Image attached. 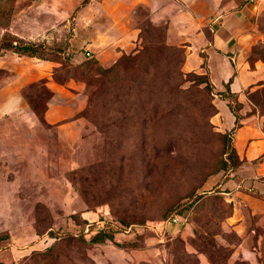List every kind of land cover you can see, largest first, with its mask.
Instances as JSON below:
<instances>
[{
  "label": "rangeland",
  "instance_id": "rangeland-1",
  "mask_svg": "<svg viewBox=\"0 0 264 264\" xmlns=\"http://www.w3.org/2000/svg\"><path fill=\"white\" fill-rule=\"evenodd\" d=\"M104 2L0 0V264H264V207L223 186L240 168L226 102L149 5L135 7L136 49L110 66L88 55ZM263 16L251 60L264 61ZM28 42L36 56L15 51ZM43 61L49 74L4 104ZM48 75L85 83L86 107L65 123L44 119ZM243 92L242 122L263 132L264 80ZM174 214L184 223L168 224Z\"/></svg>",
  "mask_w": 264,
  "mask_h": 264
},
{
  "label": "crops",
  "instance_id": "crops-1",
  "mask_svg": "<svg viewBox=\"0 0 264 264\" xmlns=\"http://www.w3.org/2000/svg\"><path fill=\"white\" fill-rule=\"evenodd\" d=\"M104 1L105 9L96 14L102 15L103 19L93 16L95 19L92 26L89 24L87 39L90 55L93 53L104 66H110L123 53L137 48L141 26L134 12L135 7L142 3L149 5L155 16L167 18L171 37L189 48L191 60L196 65L203 67L206 59L205 65L216 91L223 90L225 83L233 77L230 87L239 93V101L244 102L243 91L264 80V61L249 60L252 47L263 40L257 18L264 9V0H180L183 3L176 0ZM53 66L46 61L29 63L28 72L4 88L2 102L10 104L17 89L45 77ZM47 77L52 95L44 119L61 124L78 116L87 104L85 83L74 79L59 83L51 76ZM224 101L226 129H230L236 117ZM248 122L243 121L233 136L238 158L243 163L223 186L235 189L233 197H238L239 201H247L253 208L261 209L264 202L245 194L242 189L251 186L264 194V179H261L264 177V160L256 162L264 154V131L249 127Z\"/></svg>",
  "mask_w": 264,
  "mask_h": 264
},
{
  "label": "trees",
  "instance_id": "trees-1",
  "mask_svg": "<svg viewBox=\"0 0 264 264\" xmlns=\"http://www.w3.org/2000/svg\"><path fill=\"white\" fill-rule=\"evenodd\" d=\"M263 12H264V9L257 18V25H259V20H260L261 14ZM140 36H141V32H140ZM259 43H257V44H259ZM40 45H42V44H39L36 42H28L25 44H21L20 46H18V48L16 47L15 51H17V53L26 54L29 56H36V51H37L38 47H40ZM254 46L252 47L251 53L249 55V60L251 62L254 60H251L250 58L252 57L253 53L256 52L254 49ZM205 62H206V59H205ZM205 62L203 64V66H204V69L206 72H205V74H201L200 77L203 78V81H205L208 86H211V84H213V83H212V80L210 77V71H208V68L206 67ZM232 80H233V77L230 78V80L225 83V88L223 90H218L217 93L219 94V96L222 99L227 100V104H228L230 111L236 117L234 126L230 129H226L224 132L225 136L227 137L226 138L227 139V141H226L227 146L225 148V152L229 154L230 159L233 160V159L237 158L239 160V163H240L239 165L241 166V164L243 163V160H240L238 158L237 150H236L235 144L232 142L231 136L233 137L235 131L238 128H240V126L242 125V119L244 118V115L240 112V108H239V104H240L239 93L232 91V89L230 87ZM51 95H52V92H51ZM175 213H177V212H175ZM52 250H53V246H51L47 251H52Z\"/></svg>",
  "mask_w": 264,
  "mask_h": 264
},
{
  "label": "built area",
  "instance_id": "built-area-1",
  "mask_svg": "<svg viewBox=\"0 0 264 264\" xmlns=\"http://www.w3.org/2000/svg\"><path fill=\"white\" fill-rule=\"evenodd\" d=\"M87 54L90 55V52L87 51ZM185 218L182 217L180 214H174L173 216H171L169 218V220L167 221L168 224H183L184 223Z\"/></svg>",
  "mask_w": 264,
  "mask_h": 264
}]
</instances>
